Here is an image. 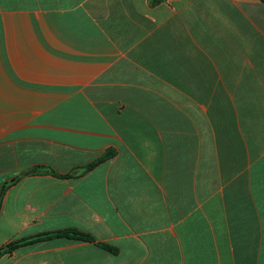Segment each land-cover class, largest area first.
I'll return each instance as SVG.
<instances>
[{"label": "crops", "instance_id": "1", "mask_svg": "<svg viewBox=\"0 0 264 264\" xmlns=\"http://www.w3.org/2000/svg\"><path fill=\"white\" fill-rule=\"evenodd\" d=\"M0 202L95 238L0 264H264V0H0Z\"/></svg>", "mask_w": 264, "mask_h": 264}, {"label": "trees", "instance_id": "2", "mask_svg": "<svg viewBox=\"0 0 264 264\" xmlns=\"http://www.w3.org/2000/svg\"><path fill=\"white\" fill-rule=\"evenodd\" d=\"M111 157H112V153L110 152L86 166L75 168L72 172L66 175H60L56 171H54L52 168H48V167H36L30 170L28 173L29 174L47 173V174H51V175H54L60 178H79L89 173L90 171L95 169L98 165L105 162L106 160L111 159ZM17 180L18 179L13 180L12 183L17 182ZM5 191H6V187L2 191V196L5 193ZM0 207H1V202H0ZM54 238H68V239L78 240V241L95 242V238L92 235L87 234L85 232H81L75 229L60 230L56 232H49V233L41 234V235L31 237V238L14 241L0 248V258L6 254H10L14 252L17 248H19L22 245L33 244V243H36L42 240H50ZM99 245L106 250L116 252V249L106 244H99Z\"/></svg>", "mask_w": 264, "mask_h": 264}]
</instances>
